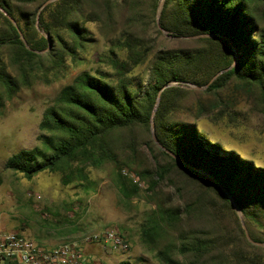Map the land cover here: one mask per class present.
Wrapping results in <instances>:
<instances>
[{
	"label": "trees",
	"instance_id": "trees-1",
	"mask_svg": "<svg viewBox=\"0 0 264 264\" xmlns=\"http://www.w3.org/2000/svg\"><path fill=\"white\" fill-rule=\"evenodd\" d=\"M48 1L0 0V109L35 72L80 61L93 43L87 22L106 39L99 61L107 70L65 86L39 124L42 147L20 150L5 168L29 180L60 173L71 185L87 182L89 168L113 165L125 200L146 184L156 208L141 238L163 264H263L264 248L244 226L264 243V165L180 113L201 93L192 88L227 70L204 91L246 86L264 115V0H54L40 11ZM162 33L180 45L158 51Z\"/></svg>",
	"mask_w": 264,
	"mask_h": 264
},
{
	"label": "rangeland",
	"instance_id": "rangeland-1",
	"mask_svg": "<svg viewBox=\"0 0 264 264\" xmlns=\"http://www.w3.org/2000/svg\"><path fill=\"white\" fill-rule=\"evenodd\" d=\"M85 27L93 43L80 61H68L60 71L35 72L30 85L6 100L0 109V228L37 243L47 239L56 245L76 240L68 238L71 234L78 239L106 227H115L129 240L131 250L107 254L97 246L88 245L87 258L98 264H163L141 238L142 226L156 208L146 184L140 183V196L128 201L119 192L118 171L113 165L104 169L89 168L87 182L71 185H64L60 173L45 172L29 180L5 168L6 161L20 150L42 147L39 124L45 110L55 104L65 86L84 71L107 70L99 61L109 48L106 39L97 24L87 22ZM172 40L162 33L157 50L180 45ZM148 64L137 72H145ZM199 91L201 93L185 98V110L180 116L197 117V124L210 138L264 165V115L257 110L254 92L239 84H231L220 94ZM142 152L150 159L145 148ZM124 171L127 170H121L123 176ZM161 189L175 194L174 189L166 185ZM240 218L243 219L242 214ZM259 230L264 236V228ZM262 261L264 264V257Z\"/></svg>",
	"mask_w": 264,
	"mask_h": 264
},
{
	"label": "built area",
	"instance_id": "built-area-1",
	"mask_svg": "<svg viewBox=\"0 0 264 264\" xmlns=\"http://www.w3.org/2000/svg\"><path fill=\"white\" fill-rule=\"evenodd\" d=\"M124 175L137 179L124 171ZM82 244L99 245L107 254L127 253L129 240L115 227L86 234L80 241H66L50 247L0 228V263L8 264H98L87 258Z\"/></svg>",
	"mask_w": 264,
	"mask_h": 264
},
{
	"label": "water",
	"instance_id": "water-1",
	"mask_svg": "<svg viewBox=\"0 0 264 264\" xmlns=\"http://www.w3.org/2000/svg\"><path fill=\"white\" fill-rule=\"evenodd\" d=\"M53 1H54V0H50V1L46 2V3L40 8V11H41L46 5L50 4V3L53 2ZM161 6H162V5H160L159 10H161ZM13 22H14V21H13ZM49 40H50V39H49ZM226 71H227V70H224V71L220 72L219 74H217V75L211 80L210 84H211L216 78H218L219 75H221L222 73H224V72H226ZM210 84H208V85L205 86V87H197V88L194 87V88H195V89H198V90H205L206 88H208V87L210 86ZM169 86H170V85H169ZM167 87H168V86H167ZM167 87H166V88H167ZM166 88H164V89H166ZM164 89H163V90H164ZM159 100H160V97L158 98L157 105H158V103H159ZM155 113H156V109H154V111H153V117L155 116ZM151 129H152L153 138H154V140H156V139H155V134H154L155 125H154V119H153V118H152V127H151ZM175 158L177 159V161H179V162H180L181 164H183L184 166L190 168L191 170H193V171H195V172H198V173H202L200 170H198V169H196V168H194V167L188 165L187 163H185V162L182 161L181 159H179V158H177V157H175ZM233 204H234V208H235V210H236L238 216L240 217V214H241L240 209L237 207V205H236L235 203H233ZM242 223H243V221H242ZM243 226H244V223H243ZM244 229H245V232H246V235H247L248 240H249L250 242H252V244H254V245H256V246L264 247V243H258V242H254V241H252L251 238H250V236H249V234H248V232H247V230H246V228H245V226H244Z\"/></svg>",
	"mask_w": 264,
	"mask_h": 264
},
{
	"label": "crops",
	"instance_id": "crops-1",
	"mask_svg": "<svg viewBox=\"0 0 264 264\" xmlns=\"http://www.w3.org/2000/svg\"><path fill=\"white\" fill-rule=\"evenodd\" d=\"M103 229H104V228H103ZM103 229L99 230L98 232L102 231ZM83 236H84V235H83ZM68 238L76 239V240H73V241H80V240L82 239L81 236H80V238L77 239L76 236H75V234H71V235H69ZM41 244L46 245V246H50V247H53V246L58 245V244H56V245L51 244V242H50L49 240H47V239L41 241ZM88 245L97 246L99 249H101L100 246H99V245H96V244H82V248L84 249V251H85V248H86ZM90 260H92V259H90ZM93 261H94V260H93Z\"/></svg>",
	"mask_w": 264,
	"mask_h": 264
}]
</instances>
